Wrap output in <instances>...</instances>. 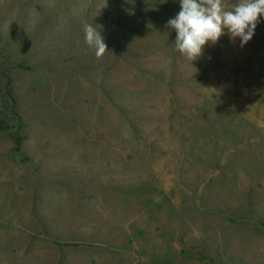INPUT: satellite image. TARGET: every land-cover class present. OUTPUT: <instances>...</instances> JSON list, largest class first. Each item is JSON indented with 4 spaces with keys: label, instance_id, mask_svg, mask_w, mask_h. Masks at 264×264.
<instances>
[{
    "label": "rangeland",
    "instance_id": "rangeland-1",
    "mask_svg": "<svg viewBox=\"0 0 264 264\" xmlns=\"http://www.w3.org/2000/svg\"><path fill=\"white\" fill-rule=\"evenodd\" d=\"M179 11L0 0V264H264V17L191 63Z\"/></svg>",
    "mask_w": 264,
    "mask_h": 264
},
{
    "label": "clouds",
    "instance_id": "clouds-1",
    "mask_svg": "<svg viewBox=\"0 0 264 264\" xmlns=\"http://www.w3.org/2000/svg\"><path fill=\"white\" fill-rule=\"evenodd\" d=\"M262 17L264 0H239L235 4L227 0H180V11L167 26L176 32V50L192 63L203 55L206 45L216 44L225 34L232 41L240 38L243 47L253 38ZM83 31L85 43L95 50L97 58L103 57L109 50L101 30L85 23Z\"/></svg>",
    "mask_w": 264,
    "mask_h": 264
}]
</instances>
